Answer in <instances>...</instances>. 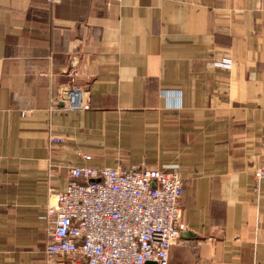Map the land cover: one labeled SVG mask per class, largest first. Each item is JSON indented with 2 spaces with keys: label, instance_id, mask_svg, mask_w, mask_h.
Returning a JSON list of instances; mask_svg holds the SVG:
<instances>
[{
  "label": "crops",
  "instance_id": "crops-1",
  "mask_svg": "<svg viewBox=\"0 0 264 264\" xmlns=\"http://www.w3.org/2000/svg\"><path fill=\"white\" fill-rule=\"evenodd\" d=\"M263 159L264 0H0V264H44L50 193L103 165L179 171L168 264H264Z\"/></svg>",
  "mask_w": 264,
  "mask_h": 264
},
{
  "label": "built area",
  "instance_id": "built-area-1",
  "mask_svg": "<svg viewBox=\"0 0 264 264\" xmlns=\"http://www.w3.org/2000/svg\"><path fill=\"white\" fill-rule=\"evenodd\" d=\"M86 94L82 83L71 80L52 100L66 110L87 109ZM251 172L257 193L264 159ZM182 192L177 169L71 167L64 188L50 193L40 214L44 264H168L171 246L185 229Z\"/></svg>",
  "mask_w": 264,
  "mask_h": 264
},
{
  "label": "rangeland",
  "instance_id": "rangeland-1",
  "mask_svg": "<svg viewBox=\"0 0 264 264\" xmlns=\"http://www.w3.org/2000/svg\"><path fill=\"white\" fill-rule=\"evenodd\" d=\"M57 91H58V89H57ZM57 91H55V92L52 94V96H51V102H53L52 98H53V96L56 95ZM64 110H66V109H64ZM67 111H73V110H67ZM75 111H78V110H75Z\"/></svg>",
  "mask_w": 264,
  "mask_h": 264
},
{
  "label": "water",
  "instance_id": "water-1",
  "mask_svg": "<svg viewBox=\"0 0 264 264\" xmlns=\"http://www.w3.org/2000/svg\"><path fill=\"white\" fill-rule=\"evenodd\" d=\"M145 264H153L152 261H147Z\"/></svg>",
  "mask_w": 264,
  "mask_h": 264
}]
</instances>
